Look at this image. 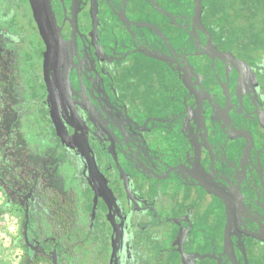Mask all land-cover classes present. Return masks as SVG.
I'll use <instances>...</instances> for the list:
<instances>
[{
    "label": "flooded vegetation",
    "instance_id": "obj_1",
    "mask_svg": "<svg viewBox=\"0 0 264 264\" xmlns=\"http://www.w3.org/2000/svg\"><path fill=\"white\" fill-rule=\"evenodd\" d=\"M201 6L0 0L25 264H53L46 240L62 264H264V49L238 3Z\"/></svg>",
    "mask_w": 264,
    "mask_h": 264
},
{
    "label": "rangeland",
    "instance_id": "obj_2",
    "mask_svg": "<svg viewBox=\"0 0 264 264\" xmlns=\"http://www.w3.org/2000/svg\"><path fill=\"white\" fill-rule=\"evenodd\" d=\"M3 204L0 194V264H13L18 260L19 264H25L21 258L22 249L15 243L20 232L19 213L6 210Z\"/></svg>",
    "mask_w": 264,
    "mask_h": 264
},
{
    "label": "trees",
    "instance_id": "obj_3",
    "mask_svg": "<svg viewBox=\"0 0 264 264\" xmlns=\"http://www.w3.org/2000/svg\"><path fill=\"white\" fill-rule=\"evenodd\" d=\"M226 5L233 0H223ZM241 17L248 23L247 32L258 49H264V0H236ZM246 14V16H244ZM239 17V15H238Z\"/></svg>",
    "mask_w": 264,
    "mask_h": 264
},
{
    "label": "water",
    "instance_id": "obj_4",
    "mask_svg": "<svg viewBox=\"0 0 264 264\" xmlns=\"http://www.w3.org/2000/svg\"><path fill=\"white\" fill-rule=\"evenodd\" d=\"M196 3H197V12L200 13L202 11L201 9V0H196ZM26 233H27V229H28V224H26ZM48 240L45 241V244L48 245L47 243ZM45 244H42V248L44 250V252H48V253H52L53 254V264H62V262L59 260V254H58V251H57V248H53L52 250L48 249Z\"/></svg>",
    "mask_w": 264,
    "mask_h": 264
},
{
    "label": "crops",
    "instance_id": "obj_5",
    "mask_svg": "<svg viewBox=\"0 0 264 264\" xmlns=\"http://www.w3.org/2000/svg\"><path fill=\"white\" fill-rule=\"evenodd\" d=\"M20 262L21 261H19V260L17 262L13 261V264H19ZM36 264H50V263L47 259H41V260L37 261Z\"/></svg>",
    "mask_w": 264,
    "mask_h": 264
}]
</instances>
